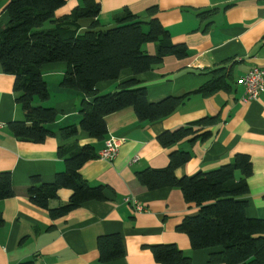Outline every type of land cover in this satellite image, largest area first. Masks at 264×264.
<instances>
[{
	"label": "crops",
	"instance_id": "0c3cea01",
	"mask_svg": "<svg viewBox=\"0 0 264 264\" xmlns=\"http://www.w3.org/2000/svg\"><path fill=\"white\" fill-rule=\"evenodd\" d=\"M101 6L99 21L113 24V17L128 9L142 16L151 7H158L157 15L175 43H184L189 57L178 60L168 57L151 71L135 76L124 70L117 80L97 85L100 94L117 90L128 80L137 79L147 88L148 100L158 103L171 96L196 90L210 76L196 74L207 68L229 61L233 65V84L230 94L220 92L210 98L193 96L171 116L154 123H141L133 108L106 118L108 136L123 139L118 156L112 162L99 158L85 164L81 170L91 186H105L107 201L88 202L66 217L52 220L47 211L31 204L26 190L31 178L39 176L44 183H53L65 171L58 157V147L92 144L97 154L104 142H96L85 132L76 138L63 140L60 129L79 126L80 104L86 96L64 89L60 83L66 73L65 63L46 64L41 72L47 82L50 100L36 105L54 108L58 118L48 126L56 136L42 144L21 142L9 132L7 125L22 121L24 113L17 105L13 91L14 77L3 73L0 66V173L12 174L16 196L0 202L5 225L0 229V264H20L34 260L35 264H157L150 247L175 244L193 264H207L209 255L218 249L194 251L189 238L178 233L176 227L198 208L187 204L176 188L149 191L142 186L136 172L146 168L162 169L169 164V154L186 151L191 160L181 166L176 175L191 177L200 172L215 170L231 164L238 154L248 155L253 164V175L247 179L249 203L247 216L264 219V94L257 100L243 101L244 88L237 80L255 67H264V0H94ZM84 0H67L56 11V18L71 14L83 6ZM7 1L0 3V20L8 24L4 11ZM217 9L213 24L202 22L199 14ZM49 24L50 27H47ZM45 28H51L47 23ZM145 51L155 55V44ZM221 116V123L210 129L213 136L206 142L189 144L186 139L171 148H163L157 137L175 131L206 116ZM137 158L136 162H133ZM237 179L241 174L237 173ZM72 192L60 191V198L50 202L55 209L68 203ZM137 201L145 211L137 213L131 204ZM118 234L125 243V257L111 262H99L97 239Z\"/></svg>",
	"mask_w": 264,
	"mask_h": 264
},
{
	"label": "trees",
	"instance_id": "16d2710c",
	"mask_svg": "<svg viewBox=\"0 0 264 264\" xmlns=\"http://www.w3.org/2000/svg\"><path fill=\"white\" fill-rule=\"evenodd\" d=\"M4 0H0V3ZM8 24L0 20V66L3 73L14 77L13 91L17 105L24 113L22 121L7 125L9 132L21 142L42 144L56 134L48 128L57 121L54 108L36 105L50 100L47 82L41 69L46 64L65 63L66 73L60 83L64 89L86 96L80 104L79 126L60 129L63 140L76 138L85 132L96 142L108 136L106 118L133 108L141 123L166 119L184 106L193 96L210 98L220 92L230 94L233 84V65L224 61L213 68L196 71L210 79L196 90L168 97L158 103L148 100L147 88L137 79L121 83L117 90L100 94L97 85L117 80L124 70L135 76L151 71L168 57L184 60L189 50L184 43H175L157 15L158 7H151L142 16L128 9L113 17V24L103 25L98 17L101 6L94 0H84L83 6L71 14L56 18L55 13L67 0H5ZM218 10L199 14L207 32ZM50 23L51 28H45ZM148 44L157 51L150 55ZM221 116H206L175 131L157 137L163 148H171L188 139L192 146L206 142L212 136L210 129L221 123ZM58 157L65 164L53 183H44L39 176L31 178L26 196L35 207L47 211L52 220L66 217L88 202L107 201L105 186L93 187L81 175L88 162L98 158L92 144L58 147ZM192 158L190 152L169 154L166 168H146L136 172L139 183L149 191L165 188L179 189L185 202L198 208L197 214L186 217L176 231L185 234L194 251L220 249L209 255L207 264H264V219L249 218L247 179L253 175V164L248 155L238 154L233 163L215 170L179 178L176 171ZM237 173L241 179H237ZM69 189L68 203L51 209L50 202L60 198V191ZM16 196L10 172L0 173V202ZM5 225L0 208V229ZM99 262L111 263L125 257V243L118 234L97 239ZM157 264H193L175 244L150 247ZM20 264H35L34 260Z\"/></svg>",
	"mask_w": 264,
	"mask_h": 264
},
{
	"label": "built area",
	"instance_id": "2783aa9c",
	"mask_svg": "<svg viewBox=\"0 0 264 264\" xmlns=\"http://www.w3.org/2000/svg\"><path fill=\"white\" fill-rule=\"evenodd\" d=\"M237 85L244 88L243 101L249 102L257 100L264 94V67H255L248 74L237 80ZM124 140L110 137L104 141V147L98 154V158L102 161L112 163L118 156L119 148ZM137 158L133 160L136 162ZM131 204L137 213L145 211L144 207L137 203L134 199Z\"/></svg>",
	"mask_w": 264,
	"mask_h": 264
},
{
	"label": "rangeland",
	"instance_id": "374dc122",
	"mask_svg": "<svg viewBox=\"0 0 264 264\" xmlns=\"http://www.w3.org/2000/svg\"><path fill=\"white\" fill-rule=\"evenodd\" d=\"M47 27H50V26H49V24H48V26H47Z\"/></svg>",
	"mask_w": 264,
	"mask_h": 264
}]
</instances>
